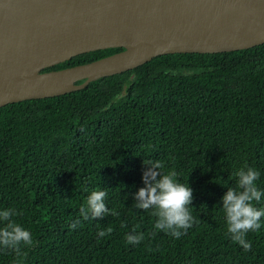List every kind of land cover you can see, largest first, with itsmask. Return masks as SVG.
<instances>
[{"label":"trees","instance_id":"obj_1","mask_svg":"<svg viewBox=\"0 0 264 264\" xmlns=\"http://www.w3.org/2000/svg\"><path fill=\"white\" fill-rule=\"evenodd\" d=\"M121 49L80 53L44 70ZM143 160L161 161L192 189L196 222L179 239L154 228L151 209L135 207ZM244 166L260 172L264 190V42L160 54L79 89L7 103L0 210L16 209L33 244L20 258L0 250V264H264V219L246 235L249 251L226 230L221 197ZM92 190H105L118 215L83 220L79 208ZM133 229L144 234L136 245L126 242Z\"/></svg>","mask_w":264,"mask_h":264},{"label":"water","instance_id":"obj_2","mask_svg":"<svg viewBox=\"0 0 264 264\" xmlns=\"http://www.w3.org/2000/svg\"><path fill=\"white\" fill-rule=\"evenodd\" d=\"M263 42L264 0H0V106L79 89L160 54ZM109 47L122 49L44 70Z\"/></svg>","mask_w":264,"mask_h":264},{"label":"clouds","instance_id":"obj_3","mask_svg":"<svg viewBox=\"0 0 264 264\" xmlns=\"http://www.w3.org/2000/svg\"><path fill=\"white\" fill-rule=\"evenodd\" d=\"M146 166L142 174L143 187L134 194V204L137 209L152 210L157 219L156 230L162 231L179 239L192 225L196 218L192 215V189L187 183L177 179L174 170L163 171L164 164L159 160H143ZM233 175L237 179L235 188L228 187L221 197V205L226 221V230L230 239L240 245L245 251L251 250V242L246 240L250 231H258L264 219V207L256 205L264 198V190L258 188L256 181L260 172L253 167L244 166L237 169ZM105 190H92L85 198V203L79 208L80 217L87 221L90 218H100L107 215H118L107 208ZM19 215L15 208L8 207L0 210V250H10L17 258L26 253L23 247L33 244L30 231L14 219ZM78 221L73 222L75 228ZM123 226V225H122ZM112 229L101 230L98 237L111 233ZM144 234L135 229L126 235V242L136 245L142 242Z\"/></svg>","mask_w":264,"mask_h":264},{"label":"bare ground","instance_id":"obj_4","mask_svg":"<svg viewBox=\"0 0 264 264\" xmlns=\"http://www.w3.org/2000/svg\"><path fill=\"white\" fill-rule=\"evenodd\" d=\"M35 73V72H34Z\"/></svg>","mask_w":264,"mask_h":264}]
</instances>
